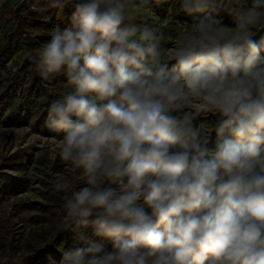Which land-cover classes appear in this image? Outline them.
I'll use <instances>...</instances> for the list:
<instances>
[{
    "label": "clouds",
    "instance_id": "9594fccd",
    "mask_svg": "<svg viewBox=\"0 0 264 264\" xmlns=\"http://www.w3.org/2000/svg\"><path fill=\"white\" fill-rule=\"evenodd\" d=\"M69 4L24 53L71 85L46 118L84 181L63 205L83 246L60 264H264V0H180L193 22L171 47L136 23L151 0H50Z\"/></svg>",
    "mask_w": 264,
    "mask_h": 264
},
{
    "label": "trees",
    "instance_id": "16d2710c",
    "mask_svg": "<svg viewBox=\"0 0 264 264\" xmlns=\"http://www.w3.org/2000/svg\"><path fill=\"white\" fill-rule=\"evenodd\" d=\"M159 1V0H158ZM248 2L251 4L252 1ZM165 6L164 1H159L157 6ZM153 6V10L157 9ZM74 8L71 4L64 8L50 7V0H17L15 4L9 5L0 0V12L5 18V23L0 24V117L2 116L5 100L18 97L21 110L15 107L12 111L14 117L10 120L5 117V125L9 128L23 127L25 123L21 120L22 110L33 106L35 117L40 120L35 125V130L39 131L43 137L54 138L58 141L63 139V133H57L46 126V118L51 102L59 99L57 83L69 85L65 75H56L57 81L50 83V80H44L40 75L36 65L27 59L25 51L35 52L51 39L54 30H63L71 25V17ZM38 14V17H37ZM203 16L205 14H199ZM190 22L193 18L190 17ZM227 20L219 19L223 24L235 26L231 17ZM7 25H9L7 27ZM264 34L261 31L254 39H259V35ZM264 56V53H261ZM16 59H21V64L13 72L8 71L6 65ZM10 110V111H11ZM37 121V120H36ZM215 133L212 134V140L209 147L215 145ZM59 170V166L55 167ZM5 176V175H4ZM0 175V198L6 200L10 197L20 194L24 188L17 184H6ZM84 183H81L82 187ZM79 187V188H80ZM44 191L41 198L44 204L30 203L23 207L34 212L32 219L35 229L32 233L34 244L27 240L19 247L14 242L7 230L0 229V254L8 256L20 253L22 257L21 264H60L64 251L83 246L75 238L76 232L80 231L71 222L72 229L61 231L57 222L55 210L59 206V195L61 193L52 189L51 185H44ZM78 188V189H79ZM87 234L92 237V231L89 228ZM107 249L111 250V244L105 241Z\"/></svg>",
    "mask_w": 264,
    "mask_h": 264
},
{
    "label": "rangeland",
    "instance_id": "374dc122",
    "mask_svg": "<svg viewBox=\"0 0 264 264\" xmlns=\"http://www.w3.org/2000/svg\"><path fill=\"white\" fill-rule=\"evenodd\" d=\"M17 0H3L4 3L13 5ZM159 1H164L165 6H157ZM151 0L150 7L145 8L136 20L141 27H155L164 33L165 46L171 47L177 32L190 26V17L180 9V0ZM252 1V0H249ZM250 4V3H249ZM153 6H157L153 10ZM215 15V14H213ZM38 17V14H37ZM230 17L226 13H220L217 19L227 20ZM233 20V18L231 17ZM234 21V20H233ZM5 23V18L0 12V24ZM9 25H7L8 27ZM264 31V30H261ZM2 32H0V36ZM21 59L10 61L6 67L8 71L13 72L16 67L21 64ZM171 63H174L171 62ZM171 66V64H170ZM56 75L50 79V83L57 81ZM57 87L59 97L71 90V85H64L58 82ZM6 104L0 117V175L6 184L21 185L24 190L13 197L6 200L0 198V229L7 230L14 242L23 245L24 241L34 244L32 233L35 225L32 219L34 212H30L23 207L30 203L44 204L41 194L44 191V185H51L55 190L54 181L57 174L64 175L71 180L73 187L68 191H57L59 195V206L55 210L57 222L61 231L72 229L71 218L68 217L63 205L71 193L84 183L82 179H77L81 170L72 171V166L64 162L58 154V145L60 141L54 138H46L35 130L36 123L40 118L35 117L34 108L31 106L26 110H22L21 120L25 123L23 127L9 128L5 125V117L13 119V109L21 110L19 98L13 97L5 100ZM12 109V110H11ZM11 110V111H10ZM37 120V121H36ZM217 116L209 113L207 116H201L199 121L214 123ZM59 166V170L55 167ZM22 257L20 253L15 255L9 254L3 256L0 254V264H21Z\"/></svg>",
    "mask_w": 264,
    "mask_h": 264
}]
</instances>
